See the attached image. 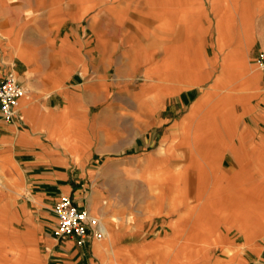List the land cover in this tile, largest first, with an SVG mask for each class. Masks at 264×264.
<instances>
[{"label":"crops","instance_id":"obj_1","mask_svg":"<svg viewBox=\"0 0 264 264\" xmlns=\"http://www.w3.org/2000/svg\"><path fill=\"white\" fill-rule=\"evenodd\" d=\"M262 1L0 0V81L26 90L0 115L12 264H264V214L245 234L264 192ZM62 196L102 238L54 236Z\"/></svg>","mask_w":264,"mask_h":264},{"label":"built area","instance_id":"obj_2","mask_svg":"<svg viewBox=\"0 0 264 264\" xmlns=\"http://www.w3.org/2000/svg\"><path fill=\"white\" fill-rule=\"evenodd\" d=\"M255 61L264 71V51L259 52ZM25 93V88L13 72L5 74L0 81V115L5 121L12 123L17 119L20 99ZM53 212L57 217L53 234L57 238H75L83 244L88 239H99L104 235L99 218L89 210L76 206L68 196L60 198Z\"/></svg>","mask_w":264,"mask_h":264},{"label":"rangeland","instance_id":"obj_3","mask_svg":"<svg viewBox=\"0 0 264 264\" xmlns=\"http://www.w3.org/2000/svg\"><path fill=\"white\" fill-rule=\"evenodd\" d=\"M263 2H264V0L262 1V4H263ZM261 13H262L261 16L264 17V10H262ZM247 16H249V15H247ZM90 35L91 34L87 35V37H86L88 39L87 40V47H86L87 49H93V47H94V42H93L92 36H90ZM114 74H115V70L113 69V70H111V77H113ZM139 82H141V75L137 76V78H134V80L131 82L132 87H137L136 85L139 84ZM158 132L161 133V130H157V133ZM155 145H156V143L153 142V144H151V147L155 146ZM260 197H261V203H256L254 206V211H255V215H256L255 218H261V217H263V214H264V212H263V210H264V192L262 193V195H260ZM153 236H154L153 234H150L149 237H153ZM230 236L233 239H238V238H236V235L234 234V232H232L230 234ZM8 244H9V242H8L7 236L0 235V264H12V262H11L12 256L10 254L11 249H9Z\"/></svg>","mask_w":264,"mask_h":264},{"label":"bare ground","instance_id":"obj_4","mask_svg":"<svg viewBox=\"0 0 264 264\" xmlns=\"http://www.w3.org/2000/svg\"><path fill=\"white\" fill-rule=\"evenodd\" d=\"M251 217H249L248 219H246V225H247V228L249 229V232L250 233H248L247 231H245V234H246V237H247V239L248 240H250V241H252L253 240V238H254V236H255V234H256V229H257V219H259V218H251Z\"/></svg>","mask_w":264,"mask_h":264}]
</instances>
